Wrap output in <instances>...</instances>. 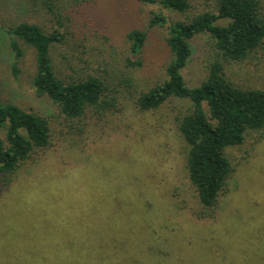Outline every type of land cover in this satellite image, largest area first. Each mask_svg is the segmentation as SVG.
Masks as SVG:
<instances>
[{"label":"rangeland","instance_id":"374dc122","mask_svg":"<svg viewBox=\"0 0 264 264\" xmlns=\"http://www.w3.org/2000/svg\"><path fill=\"white\" fill-rule=\"evenodd\" d=\"M85 2L94 17L107 25L102 29L108 32L107 38L95 35L86 47L57 45L52 56L61 75L70 76L72 69L85 67L90 74H97L102 61L115 73L124 72L125 36L132 29H142L148 30L149 38L140 57L142 65L138 70L130 69L131 74L144 90L166 79L165 67L170 60L165 43L167 26L183 21L184 16L137 0ZM192 5L198 12L211 10L206 0H193ZM23 12L25 15L22 11H0V26L1 22L10 25L24 20L46 33L58 30L55 13L41 5ZM153 13L166 17L164 28L147 27ZM211 47L205 36L193 41V56L182 72L187 86L196 87L205 79ZM29 52L16 77L10 67L14 61L11 54L0 55L1 101L48 117L58 129V117L52 118L54 108L29 84L34 73ZM65 56L74 59L70 66L63 60ZM227 71L229 80L238 87L264 89V55L231 65ZM188 107L185 100L171 99L157 111L139 113L125 97L115 116L100 122L98 128L90 126L83 143L86 150H70L83 145L63 142V131H56L55 136L64 144L59 158L51 154L19 172L16 187L0 197V264H262L253 247L264 239V139L257 143L254 135L229 151L235 171L220 204V238L215 237L220 250L231 241L233 255H224L225 261L218 263L210 255L214 243L204 248L195 241L185 247L177 238L168 239V253L146 252L161 244L153 238L145 242L150 239L148 233L145 236V226H159L154 219L161 201L169 210L163 221L170 228L181 227L190 210L196 208L195 192L186 184L183 171L186 148L175 124ZM92 142L101 149L94 156L88 149ZM224 220L227 230L221 223Z\"/></svg>","mask_w":264,"mask_h":264},{"label":"trees","instance_id":"16d2710c","mask_svg":"<svg viewBox=\"0 0 264 264\" xmlns=\"http://www.w3.org/2000/svg\"><path fill=\"white\" fill-rule=\"evenodd\" d=\"M85 1L18 0L15 4L11 0H0V11L5 14L22 11L25 15L23 10H31V6L35 8L39 4L54 12L59 22L58 30L48 33L39 25L24 20L10 25L1 22L0 55L11 54L14 61L10 67L16 77L20 73V62L30 51L34 73L29 84L37 96L45 97L54 108L52 118L58 117V129L48 117L0 98V197L16 187L19 172L40 164L51 154L59 158L63 142L72 140V143L83 145L90 126L98 128L100 122L115 116L125 97L131 99L139 113L157 111L171 99L185 100L189 107L184 115L175 119V124L186 148L183 171L186 184L195 192L196 208L190 210L181 227L170 228L163 221L169 210L165 201H161L155 211L158 217L154 219L159 226L155 229L145 226V236L147 233L150 236L146 244L152 238L161 244L146 252L168 253V239L171 238L179 239L185 247L187 243L193 245L198 241L205 248L212 242L215 246L210 251L211 259L224 262V255H233L230 254L233 245L230 241L220 250L215 235L220 238V204L230 190L235 171L229 151L240 147L248 135L257 136V143L264 139V89L238 87L229 80L227 70L231 65L264 55V0H206L211 10L202 12L193 7V0H137L140 4L158 5L185 17L167 26L165 43L170 60L165 67L166 79L147 90L136 83L130 69L138 70L142 65L140 57L147 45L148 30L132 29L126 34V72L115 73L102 61L97 74H90L85 67L72 69L70 76L61 75L52 56L57 45L86 47L95 35L107 38L108 32L102 30L107 25L94 17ZM166 24L164 15L153 13L147 27L164 28ZM59 28H63V32ZM200 36L211 42L212 56L203 82L189 87L182 72L193 56L192 43ZM63 60L67 66L74 61L66 56ZM56 131H63L62 143L55 136ZM88 147L92 156L101 150L93 142ZM70 150H86V147L73 146ZM221 223L225 230L229 229L227 221ZM158 227L160 230L156 231ZM253 252L260 255L264 264L263 238L254 244Z\"/></svg>","mask_w":264,"mask_h":264}]
</instances>
